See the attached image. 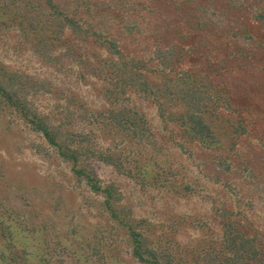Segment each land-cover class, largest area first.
I'll return each mask as SVG.
<instances>
[{"label": "rangeland", "instance_id": "rangeland-1", "mask_svg": "<svg viewBox=\"0 0 264 264\" xmlns=\"http://www.w3.org/2000/svg\"><path fill=\"white\" fill-rule=\"evenodd\" d=\"M0 264H264V0H0Z\"/></svg>", "mask_w": 264, "mask_h": 264}]
</instances>
